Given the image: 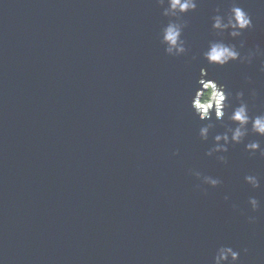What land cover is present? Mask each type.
Returning <instances> with one entry per match:
<instances>
[{"label": "water", "instance_id": "1", "mask_svg": "<svg viewBox=\"0 0 264 264\" xmlns=\"http://www.w3.org/2000/svg\"><path fill=\"white\" fill-rule=\"evenodd\" d=\"M240 3L254 26L238 39L264 48V3ZM217 6L184 14L189 52L169 57L155 0H0V264H211L221 244L264 264V157L243 144L226 164L205 156L185 102L204 66L264 112L258 60L200 56ZM189 169L222 183L196 189Z\"/></svg>", "mask_w": 264, "mask_h": 264}, {"label": "clouds", "instance_id": "2", "mask_svg": "<svg viewBox=\"0 0 264 264\" xmlns=\"http://www.w3.org/2000/svg\"><path fill=\"white\" fill-rule=\"evenodd\" d=\"M260 2L264 3V0ZM155 3L161 8V16L167 18V22L160 27L157 34L163 52L169 57L187 55L189 47L183 36L187 23L183 16L195 11L199 0H155ZM213 13L210 17V28L215 38L209 40L200 52L202 59L217 67H224L232 62L252 65L258 60L257 70L264 73V48L259 45L248 48L245 40L238 39L254 26L252 16L240 0H228L226 9L222 10L217 6ZM244 79L251 82L248 75H245ZM249 95L255 97L256 90L250 89ZM244 96L243 91L233 93L217 76L201 66L186 97V105L193 117L203 122L198 127L197 136L203 142L209 141L211 137V144L204 155L214 157L221 164L228 162L226 153L229 148L239 144H243L244 151L250 158L257 155L264 157V145L261 140L249 139L251 136L264 138V112L253 113ZM218 123L223 131H216ZM172 154L177 153L174 151ZM189 173L199 181L194 187L201 191L204 190L203 185L215 188L222 183L219 177L203 174L199 169H189ZM243 180L252 189L261 186V179L257 174H245ZM228 199L225 195L224 200ZM247 204L252 212L261 208V202L255 196H249ZM232 207L237 206L233 204ZM247 220L254 223L256 217L248 216ZM247 251V248L234 250L232 246L221 244L212 254L211 264H237L240 253Z\"/></svg>", "mask_w": 264, "mask_h": 264}]
</instances>
